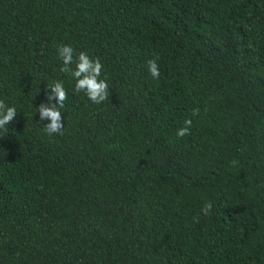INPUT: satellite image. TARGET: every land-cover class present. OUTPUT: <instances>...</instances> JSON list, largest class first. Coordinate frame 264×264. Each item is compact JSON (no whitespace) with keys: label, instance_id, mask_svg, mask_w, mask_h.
<instances>
[{"label":"trees","instance_id":"trees-1","mask_svg":"<svg viewBox=\"0 0 264 264\" xmlns=\"http://www.w3.org/2000/svg\"><path fill=\"white\" fill-rule=\"evenodd\" d=\"M59 45L100 59L108 100ZM0 101V264H264V0H0Z\"/></svg>","mask_w":264,"mask_h":264},{"label":"clouds","instance_id":"clouds-1","mask_svg":"<svg viewBox=\"0 0 264 264\" xmlns=\"http://www.w3.org/2000/svg\"><path fill=\"white\" fill-rule=\"evenodd\" d=\"M57 58L62 62L59 69L62 73L70 74L74 84L75 92H84L86 97L95 104H100L109 99V85L106 79H100L103 65L100 59L90 58L85 52H80L75 58L73 48L70 45H59L56 49ZM74 66V67H73ZM148 71L153 79L159 77L160 73L156 61H147ZM67 92L62 81H55L47 85L46 102H42L36 107L40 121L44 123V132L51 136L53 134H63V121L61 111L67 100ZM53 101H55L53 103ZM193 115L199 114V109L192 110ZM17 115L15 107L7 106L4 101H0V130L8 131L6 127L11 123ZM192 126L191 119H185L183 126L176 132L178 137H184L190 134ZM212 209L211 202H206L201 211L207 216L210 215ZM195 222H199V217L195 218Z\"/></svg>","mask_w":264,"mask_h":264}]
</instances>
